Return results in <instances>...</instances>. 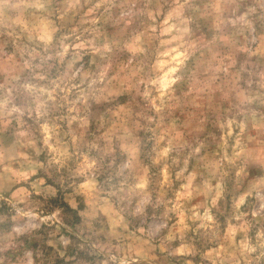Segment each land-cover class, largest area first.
<instances>
[{
	"label": "rangeland",
	"instance_id": "obj_1",
	"mask_svg": "<svg viewBox=\"0 0 264 264\" xmlns=\"http://www.w3.org/2000/svg\"><path fill=\"white\" fill-rule=\"evenodd\" d=\"M0 264H264V0H0Z\"/></svg>",
	"mask_w": 264,
	"mask_h": 264
},
{
	"label": "trees",
	"instance_id": "obj_2",
	"mask_svg": "<svg viewBox=\"0 0 264 264\" xmlns=\"http://www.w3.org/2000/svg\"><path fill=\"white\" fill-rule=\"evenodd\" d=\"M68 211H69V212H72V213L75 214V215H77V212L74 211V210H72V209H70V208H68ZM77 219H78V218H77ZM48 250H51V248H48Z\"/></svg>",
	"mask_w": 264,
	"mask_h": 264
}]
</instances>
